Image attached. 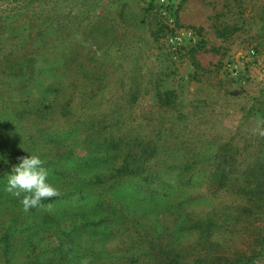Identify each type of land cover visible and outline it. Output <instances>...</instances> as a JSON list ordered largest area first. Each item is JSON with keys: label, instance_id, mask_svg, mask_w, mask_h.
Wrapping results in <instances>:
<instances>
[{"label": "rangeland", "instance_id": "374dc122", "mask_svg": "<svg viewBox=\"0 0 264 264\" xmlns=\"http://www.w3.org/2000/svg\"><path fill=\"white\" fill-rule=\"evenodd\" d=\"M48 22L57 31L54 38L41 43V53L51 56L54 52L58 62L62 53L75 54L68 55L67 61L69 114L60 113L54 103L56 113L42 117L33 110L41 103L52 105L54 96L12 87V106L31 110L15 117V123L23 122L29 131L26 126L39 122L36 129L52 136L73 128H81L83 134L68 137L66 142L73 149L50 168L57 171L49 179L59 195L44 200L42 206L24 211L19 204L9 209L0 182V264H27L34 247L42 260H54L61 254L60 242L65 251L73 244L70 253L60 255L61 264H122L129 252L118 226L123 212L120 202L138 209L147 201L139 200L143 193H135L134 183L117 186L114 166L121 156L116 149L100 153L95 160L86 156L81 142L90 134L86 127L101 121L97 139L121 132L131 137L142 133L155 141L156 132L173 124L167 144L194 140L199 148L211 143L202 148L206 159L215 155L217 144L213 143L227 142L234 135L237 144L246 135L256 145L262 136L252 129L264 114V0H0V54L21 49L16 47L29 28L35 32ZM226 27L228 34L221 37ZM80 65L90 72L99 69L101 80L83 79ZM120 117L126 123L121 128L116 123ZM11 169L10 164L0 167V174ZM197 173L194 187L200 191L207 171L196 165L189 174ZM97 177L103 182L96 184ZM220 202L200 201L188 208L204 212ZM156 209L141 219V225L146 224L148 233L174 230L177 218L161 207ZM106 212L114 215L115 222H90ZM60 224L63 235L56 234ZM233 238V249L247 247L245 236ZM194 239L184 236L183 242ZM249 264H264V254Z\"/></svg>", "mask_w": 264, "mask_h": 264}, {"label": "trees", "instance_id": "16d2710c", "mask_svg": "<svg viewBox=\"0 0 264 264\" xmlns=\"http://www.w3.org/2000/svg\"><path fill=\"white\" fill-rule=\"evenodd\" d=\"M33 29L34 27H30L25 36H20L21 41L16 48L22 47L23 50L21 48L0 54V163H2L0 167L4 168L8 164L13 166L20 162L18 159L20 157L39 155L44 161V167L50 171L52 166L68 156L73 145L66 140L72 134L73 136L83 134L82 131L80 132L81 128H78L79 130L73 128L68 132L61 130L60 135L54 133L52 136L49 131L36 129L39 122H35L26 126L29 130L26 131L22 121L19 123L21 125L16 124L15 121L18 122L16 118L24 116L31 110L18 105L12 106V95L9 92L15 87L20 90L33 89L37 92L51 93L54 96L53 104L41 103L33 111L40 113L42 117L49 116L56 113L54 104L56 103L60 113L69 114L68 106L72 97L66 95L70 87L66 76L69 70L67 61L70 58L68 55L72 58L75 54L62 53L60 58L62 61L58 62L53 56L54 52L51 56L46 55L44 51L41 53V43L47 37L54 38L53 35L57 30L49 22L43 23L35 32ZM228 30L229 28L226 27L220 36L225 37ZM191 52L194 53L195 50ZM78 68L83 79L101 80L99 69L90 72L82 65ZM59 96L62 99H59ZM31 101L33 100L20 104L24 106ZM116 123H119L120 128L126 125L123 117H120ZM113 126L114 121L109 127L113 128ZM104 128L106 127L103 126ZM86 129H90V134L81 140L86 145V156L92 155L95 160L100 153L109 154L110 148L116 149L121 156V162L118 166H114L116 176L119 177L117 186L134 183L132 188L135 193H143L139 200L147 201L137 206L138 209H131L132 206L124 200L120 202L123 212L118 216L121 221L118 226L123 230L122 238L125 241L122 243L127 242L129 252L122 258V264H243L244 262L249 264L254 258L264 254V137L257 138L256 145L247 139L246 135L241 136L243 139L238 144L234 142L235 135L227 142H215L213 145L217 144V148L214 157L206 159L202 148L211 143L202 144L199 148L194 147V140L186 142L182 139L179 146L167 144L171 138L169 134L173 136L171 132L173 124L169 129L156 132L155 141L142 133H136L131 137L124 136L121 132H117L115 137L97 139L95 136L99 135L101 121H93ZM49 137L51 138L48 139ZM196 141L201 142V137ZM196 165L200 170L207 171L202 187L204 189L200 191L194 187V181L199 173L189 174ZM56 172L51 170L49 173L56 174ZM6 181L7 174H0L2 186ZM94 182L102 183L103 179L97 177ZM4 197L9 203V209L19 206V198L15 199L8 192ZM220 199V204L217 203L215 207L210 206L212 202ZM227 199L231 202H227ZM200 201L211 203L209 205L211 209L192 212L188 208V205ZM224 202L227 205L223 204ZM223 205L226 206L221 208ZM159 207L163 208L165 213L177 218L176 227L163 233H148L150 230L148 231L145 223L141 225V219L148 218L149 214L155 213V209ZM20 212L24 213L21 209ZM21 213L17 216H21ZM90 222L109 225L115 222V218L112 213L106 212L104 217L99 220L91 219ZM27 224L32 222L28 221ZM138 224L143 229H139ZM64 233L65 230L60 224L56 234ZM189 235L195 236V239L192 243L185 244L183 238ZM237 235L245 236L248 243L246 248L239 251L232 247L233 236ZM4 237L8 238V235ZM63 244L60 242L58 248L61 254L56 255L54 260H42L41 254L36 253L37 248L34 247V256L30 255L26 263L61 264L60 255L65 251ZM72 246L73 244L70 248ZM70 248L65 252L70 253Z\"/></svg>", "mask_w": 264, "mask_h": 264}, {"label": "clouds", "instance_id": "9594fccd", "mask_svg": "<svg viewBox=\"0 0 264 264\" xmlns=\"http://www.w3.org/2000/svg\"><path fill=\"white\" fill-rule=\"evenodd\" d=\"M253 134L264 137V117L257 119ZM7 174L4 191L20 199L24 211L42 206V202L59 195L54 182L49 179V170L39 155L20 157Z\"/></svg>", "mask_w": 264, "mask_h": 264}]
</instances>
